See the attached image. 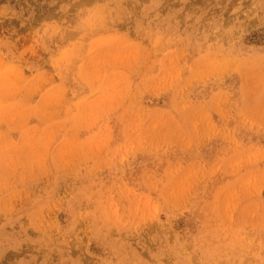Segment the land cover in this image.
I'll list each match as a JSON object with an SVG mask.
<instances>
[{"label":"rangeland","instance_id":"obj_1","mask_svg":"<svg viewBox=\"0 0 264 264\" xmlns=\"http://www.w3.org/2000/svg\"><path fill=\"white\" fill-rule=\"evenodd\" d=\"M0 264H264V0H0Z\"/></svg>","mask_w":264,"mask_h":264}]
</instances>
